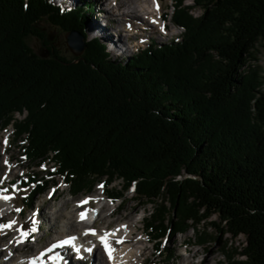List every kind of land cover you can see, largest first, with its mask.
Listing matches in <instances>:
<instances>
[{
	"label": "trees",
	"instance_id": "1",
	"mask_svg": "<svg viewBox=\"0 0 264 264\" xmlns=\"http://www.w3.org/2000/svg\"><path fill=\"white\" fill-rule=\"evenodd\" d=\"M62 5L0 0V127L12 126L34 166L53 164L47 177L22 182L25 205L49 177L62 176L72 194L120 180L108 194L132 189L151 205L144 230L156 252L188 229L204 244L212 228L243 237L241 258L223 244L226 264H264V90L249 65L257 44L264 53V0H173L180 36L152 40L125 61L85 34L89 4ZM43 18L83 35L82 54L48 45L47 56L36 54L26 39L48 41Z\"/></svg>",
	"mask_w": 264,
	"mask_h": 264
},
{
	"label": "rangeland",
	"instance_id": "2",
	"mask_svg": "<svg viewBox=\"0 0 264 264\" xmlns=\"http://www.w3.org/2000/svg\"><path fill=\"white\" fill-rule=\"evenodd\" d=\"M50 1L55 4L61 3L64 7L84 6L85 3L89 4V6H91V10L87 9L88 13L86 14L84 24L85 34L97 36L105 45L106 50L111 55V58L116 60L125 61L126 57L130 56L133 52L144 48L152 40L156 43H163L170 39L174 40L181 34V29L174 25L171 17L173 0H158L159 5H161V12L166 15L163 21L167 23L165 32H152V29L148 27L147 30L143 31L142 35L131 37L125 42L119 41L120 36L123 34V24L120 22V16L112 15L111 21L105 20V13L100 11V3H98L97 0ZM148 1L149 5H151L152 1ZM185 4L191 5L192 0H185ZM191 12L194 16H197L200 14L201 10L193 7ZM37 27L40 32L45 35L48 41L42 42V40L36 36H29L26 39L29 47L36 54L39 56H47L48 45L53 47V49L62 56H73L67 49L65 42L66 32L63 29L53 25L48 18L39 20ZM104 30L106 31L105 34H107V36H104ZM139 39V44L134 45ZM110 45H112L113 48ZM249 65L256 69L261 81V90H264V53L261 46L258 44L253 49V58L249 61ZM14 117L21 119L23 114L15 113ZM4 147H6L5 151H3ZM2 157L10 158L9 162L11 163L12 171L15 174L10 176L5 175L2 171L4 165L2 166L0 162V193L7 192L12 197V199L8 200L10 202L9 204H6L7 202H0V225L9 224L10 218L14 215L15 217H13L18 219L17 221L19 223H22V227L25 228V232L28 234L27 237L22 240V245L18 249L12 248L9 251L10 255L17 256L25 253H35L39 246L42 247L47 244L48 239L54 235V231L57 229V226L60 223L62 224L63 221H60L61 219L57 218V222L54 223V226L56 227H54L53 222L44 215L46 210L52 215L56 214L61 204L65 202L62 208L65 211L72 212V215H76L77 210H75V208L78 204L77 200L81 197H88L96 192H99V198H92L90 200L89 204L91 209H96L97 206L102 207L103 203L110 208L115 206L119 207L115 214L98 220L93 227L100 231H103L105 228L112 229L114 226L119 224L116 222L119 217L129 213L132 220H137L139 230L144 231L141 233L139 238L145 247L144 254L141 256V258L147 257L145 264H188L186 262L189 258L190 252H197V255L193 260L194 264H226V257L222 250L224 243H226L228 250H232V252H234V256L236 258H241L237 255V252L241 247L243 240L242 236L233 238L229 234L222 235L212 228H208V230L205 231L202 226H200V231L203 230L210 235V238H207L206 243L200 245L196 244L195 233L192 229H188L185 234L175 232L163 238L161 240V251L156 252L153 241L150 239L149 234L144 230V219L147 218L149 213L152 211L151 205L142 204L139 199L135 198V194L132 189L126 190L124 195L116 201L109 200V196L112 198L114 196L109 195L110 193L108 194V191L113 190L115 193V191H120L122 189V183L120 180H114L108 186H104V184H102L103 180H99L95 182L90 190H82L77 194H72L68 184L64 183L62 176H54L53 178L49 177L47 178L49 179L48 187L41 194L36 195L35 200L31 205H25L24 201L28 196L30 189L22 186V182L28 179V177L35 178L34 174H38L39 178L47 177V173L51 170L53 164L50 161H45L39 166H34V164L24 156L18 142L14 140L13 128L11 125L0 127V159ZM7 207H9V210H12V212L10 215L4 216ZM210 219L213 221L218 220L216 215H212ZM121 226V224L118 225V227ZM14 231L15 229L12 230V232ZM1 234H3V237L8 238L7 235H4L5 233L3 231ZM30 234L32 237L29 239ZM37 238L39 239L36 240ZM185 249H188L189 252H185ZM63 252L67 254L71 263L77 262V260L74 259L76 257L74 250L67 249L63 250ZM167 253L172 256V259L169 261L165 260V254ZM96 257L98 256L94 254L93 257H90V260L88 259L89 257H87V260L84 258L83 261L78 264H100L98 263ZM8 259L6 256L0 255V264H8ZM14 259L9 260L10 262L15 263ZM60 260H62V258H60ZM201 260L204 261L199 263ZM44 261L52 262L49 258H45ZM64 262L66 264V261Z\"/></svg>",
	"mask_w": 264,
	"mask_h": 264
},
{
	"label": "bare ground",
	"instance_id": "3",
	"mask_svg": "<svg viewBox=\"0 0 264 264\" xmlns=\"http://www.w3.org/2000/svg\"><path fill=\"white\" fill-rule=\"evenodd\" d=\"M151 1V5H149L148 0H97V2L100 3V11L105 13V20L111 21L112 15L120 16V22L123 24V34L119 38L120 42L128 41L129 38L135 37L136 35H142L143 31L147 30L148 27L152 29V32H165L167 23L160 22L158 19L159 16H164V14L161 12V5H159L158 0ZM155 3L156 7H154ZM105 32L106 31L104 30L103 34L104 36H107ZM139 42L140 39L134 45H138ZM3 149V151H5L6 147H4ZM9 160V157H2L0 159L1 165H4L2 171L7 176L15 174L12 171V165ZM99 195L100 193L96 192L88 197H81L77 201L79 202L81 200H86L90 203V200L92 198L97 199L99 198ZM4 196H8L10 197V199H12L9 193H0V197ZM108 198L112 197L109 196ZM8 200L0 198V202H7L6 204L10 203ZM64 204L65 202L61 204L56 214L52 215L49 211H45L44 215L53 222V226L54 223L57 222V218H60V221H63V223H60L57 226V229H55L54 231V235L50 237V239H48L47 244L43 245L42 247L39 246V248L36 249L35 253H25L23 255L17 256L9 254V251L12 248L18 249L22 245L21 242L25 237L21 236V232L26 233L25 228L22 227V223H19L17 221L18 219H15V216L13 215L14 217L12 216L9 221V223L13 221L15 222L12 224V227L4 228L2 230L0 229V255L6 256L9 259L15 258V264H41L43 257L38 258L39 253H44V257L46 256L51 259L57 258L58 260H60V258H62L63 263L61 264H65L64 261H66V264H78L79 262L81 263L84 258H86L85 260H87V257H89L88 259L90 260V257H93L94 254L98 256L96 258L98 260V263L100 264L146 263L147 257L141 258V256L144 254L145 247L143 246L139 238L141 233L144 231L139 230L137 220H132L129 213H126L117 219L118 221L116 222L121 224V227H118L119 224H117L116 226H114V228H105L103 231H100L96 228L98 231H100V234L108 235L107 241L112 249V258L109 259V255L104 250L103 244L98 241L97 235L92 234V230H94L95 227H93V225L89 226L81 223V213H84L85 217H88L89 214L86 211L82 212L84 208L80 207L79 209L75 208V210H77L76 215H72V212L65 211L62 208ZM118 207L119 206L110 208L105 205V203H103L98 214V220L112 216L117 212ZM11 212L12 210H9V207H7L4 216L10 215ZM13 229H15L14 232H12ZM2 231L5 233V236H8V238L3 237V234H1ZM61 239L75 240V242L73 241V244H70L68 242L61 244ZM59 243L61 249H59L58 247ZM66 245H68L67 249L71 247L72 250L75 251L76 257L74 259H76L78 262H70L67 254L63 252V250H67L64 248L66 247ZM49 246H52V249H49ZM88 249H91V251H89ZM185 252L188 253V249H185ZM196 255L197 252H190L189 258L186 263L192 264ZM203 261L204 260H201L199 263H202ZM8 262V264H12V262Z\"/></svg>",
	"mask_w": 264,
	"mask_h": 264
},
{
	"label": "water",
	"instance_id": "4",
	"mask_svg": "<svg viewBox=\"0 0 264 264\" xmlns=\"http://www.w3.org/2000/svg\"><path fill=\"white\" fill-rule=\"evenodd\" d=\"M67 49L74 57L82 54L85 48V38L76 30H69L65 33Z\"/></svg>",
	"mask_w": 264,
	"mask_h": 264
},
{
	"label": "snow or ice",
	"instance_id": "5",
	"mask_svg": "<svg viewBox=\"0 0 264 264\" xmlns=\"http://www.w3.org/2000/svg\"><path fill=\"white\" fill-rule=\"evenodd\" d=\"M0 198H3V199H5V200L10 199V197H8V196H4V197H0ZM82 203H87V201H84V202H82ZM84 217H85V214H84V213H81V218L83 219ZM13 223H15V222L13 221V222H10V223L7 224V225H0V229L5 228V227H6V228H11ZM92 234L95 235V232L93 231ZM27 235H28L27 233L21 232V236H23V237L26 238ZM100 240H101V243L103 244L104 250H105V251L108 253V255H109V259H111V258H112V257H111L112 249H111V247H110V245H109V243H108L106 237H100ZM118 242H120V241H118ZM54 247H55V245H54ZM88 250L91 251V249H88Z\"/></svg>",
	"mask_w": 264,
	"mask_h": 264
}]
</instances>
